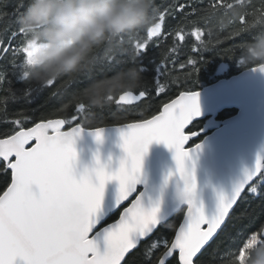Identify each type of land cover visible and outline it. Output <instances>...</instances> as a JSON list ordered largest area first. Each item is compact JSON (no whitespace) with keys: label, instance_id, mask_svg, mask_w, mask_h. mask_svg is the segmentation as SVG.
<instances>
[{"label":"snow or ice","instance_id":"snow-or-ice-1","mask_svg":"<svg viewBox=\"0 0 264 264\" xmlns=\"http://www.w3.org/2000/svg\"><path fill=\"white\" fill-rule=\"evenodd\" d=\"M26 3L27 0H17L11 11L0 14V62L7 59L9 51L12 53L10 60L0 63V264H215L221 253L222 264H233L237 257L236 264H242L246 245L250 241L264 242V158L257 155L254 167L245 169L230 193L219 192L215 211L206 215L203 204L195 199V162L192 167L186 166L191 153L200 148L198 143L185 147L196 135L194 131L186 134L185 129L200 115L199 92L188 87L164 102L161 97L173 87L183 86L174 75L176 58L167 55L157 60V55H148L150 48L161 47L159 42L150 44L153 38L159 41L161 36L170 37L169 52L179 53L187 45V38L195 36L200 44L179 65L181 70L190 69L183 77L184 84L194 81L205 62L203 49L208 47L202 39L204 28L221 16L220 9L225 4L213 0L202 9L192 2L179 4L174 11L173 5H168L161 11L153 0L151 22L122 36L118 49L109 58L75 79L40 86L28 76L27 66L35 63V53L27 34L18 26L17 17ZM259 3L257 8L255 3L240 0L238 21L242 25L257 18L264 20V0ZM186 8L192 10L187 12ZM223 16L236 24L237 20L227 13ZM166 18L174 23L164 32L162 23ZM145 31L147 38H142ZM244 34L252 37L251 30L244 28L237 29L233 36ZM17 37L22 39L14 46ZM242 46H238L240 50ZM129 68L139 73V86L110 97L106 105L99 107L103 112L115 102L126 118L137 117L131 123L118 125L124 156L114 171L107 170L97 156L96 164L77 177L75 137L83 131L85 121L96 115V108L86 106L78 92L94 80ZM252 70L264 72V64L255 63ZM41 99L43 102L38 104ZM53 101L62 104L63 110H75L70 120L46 119L43 115L36 119V113ZM68 124L74 126L62 131ZM89 130L101 141L103 127ZM153 141L163 142L173 150L175 172L168 175L176 176L178 200L187 204L178 227L171 222L173 216L159 215V199L145 207L143 194H137L135 188L142 157ZM113 179L118 181V189L114 202L106 205L105 183ZM129 199L131 203L123 207ZM70 204L77 206L75 214L51 218L50 208L62 210ZM121 207L118 219L100 227ZM229 221L233 230L213 245ZM237 234L247 237L238 253L225 246Z\"/></svg>","mask_w":264,"mask_h":264},{"label":"water","instance_id":"water-1","mask_svg":"<svg viewBox=\"0 0 264 264\" xmlns=\"http://www.w3.org/2000/svg\"><path fill=\"white\" fill-rule=\"evenodd\" d=\"M252 69L253 67L244 69L196 90L199 92L200 115L193 118L190 124L206 117L215 118L224 109L237 110L234 115L223 121H209L203 131H211L197 142L200 148L191 153V160L186 161L188 167H192L193 161L195 162V199L198 204H203L206 215L215 211L219 192L230 193L233 185L243 177L245 169L251 170L254 167L257 155L264 158V72ZM69 127L63 126L62 131H67ZM103 129L99 142L91 131L84 127L80 135L75 137L74 147L77 155L74 172L77 177L85 168L91 169L96 164L97 156L107 170L114 171L119 166V160L124 153L120 147L118 125L105 126ZM197 134L196 132L190 139H195ZM188 142L185 147L190 148L192 145L188 146ZM170 171L175 172L173 150L163 142L153 141L142 157L135 188L137 194H143L142 203L145 207L159 199L161 216H172L181 208H185V211L187 209L186 202L177 199V178L175 175L169 176ZM138 188H141L140 191ZM117 189L118 181H106L103 195L106 205L114 202ZM131 199L124 203L123 207H127ZM107 224L102 223L100 227ZM100 244L102 246V241Z\"/></svg>","mask_w":264,"mask_h":264},{"label":"clouds","instance_id":"clouds-1","mask_svg":"<svg viewBox=\"0 0 264 264\" xmlns=\"http://www.w3.org/2000/svg\"><path fill=\"white\" fill-rule=\"evenodd\" d=\"M152 16L153 0H29L20 23L29 30L38 27L37 36L48 45L35 65L37 82L46 86L61 75L75 76L94 46L146 27ZM238 59L264 64V26L243 43ZM139 84V73L129 68L94 82L79 98L86 106L98 108L110 97L130 92ZM176 196L178 199V191ZM76 210L77 206L70 204L62 210L50 208L49 214L55 220L60 215H73ZM248 262L264 264V249L250 251Z\"/></svg>","mask_w":264,"mask_h":264},{"label":"trees","instance_id":"trees-1","mask_svg":"<svg viewBox=\"0 0 264 264\" xmlns=\"http://www.w3.org/2000/svg\"><path fill=\"white\" fill-rule=\"evenodd\" d=\"M17 0H0V14L3 12L11 11V5L13 3H16ZM194 2L198 7L200 8H207L213 0H155V4L160 7L161 11H164L168 5H173V11L178 8L179 4H189ZM242 3L248 4V3H255L256 7H260L259 0H241ZM216 3L218 4H225V7L220 9L221 16L216 17L214 23L208 24L204 28V35L202 39L205 42H208V47L206 49H203V58L205 59V62L203 63V66L200 67L196 78L194 81L190 82L189 84H184L183 77L186 72L190 71V69H184L181 70L179 68V65L181 63H184L187 58L192 55L191 49L193 47H196L200 44V41L196 39L195 36H189L187 38V45L185 47H182L179 53H172L169 52V49L172 45V40L170 37L161 36L159 41L156 40V38H153L150 44L160 43L161 47L159 49L150 48L148 55L151 57H155L157 55V60L166 59L167 55H171L174 58H176V71L174 72V75L178 76L180 78V84H183V86H175L172 88V91L168 93V95L161 97V99L164 102H168L169 98H175L179 95L181 91H185L188 87H190L193 90H198L203 88L204 86L211 84L215 81H217L220 78L223 77H230L232 75H235L239 73L240 71L253 67V63L251 62H242L238 59L240 56V49L239 45L243 44L244 42L250 40L252 37H250L247 34L239 35V36H233V33L237 31L239 28L244 29H250L251 34L253 32L258 31L260 26H264V20H260L259 18L254 20H249L245 22V24H241L238 20L240 17V0H216ZM29 0H27L26 6L23 9V12L19 14L17 17L18 20V26L19 28L27 34L29 41L35 37H37L40 41L45 42L42 38H39L37 36V33L39 32V28H33L29 30L28 28L24 27L20 23V19L23 16V13L25 9L28 7ZM235 4L237 7H232V5ZM191 8H186L185 11L190 12ZM251 11V9H249ZM264 11V10H262ZM223 13H227L228 16L234 18L237 20L236 24H232L230 19L223 16ZM174 22L171 21L170 18H166V20L162 23V31L167 32L169 30V26L172 25ZM256 25L257 27H253V25ZM3 26V22H0V27ZM143 27H138L136 29L130 30L127 33L122 34L118 38L109 39L105 42H102L100 45L94 46L92 51L88 54V58L84 61V63L81 66L80 71L75 75L71 77H65L64 75H61L57 81L60 83H63L66 80H72L77 78L78 76L91 71L96 65L105 60L106 58H109L111 54H113L117 49L118 45L120 44V38L122 36H128L132 33L136 32L138 29ZM186 32H190L191 29H186ZM211 33V35H209ZM142 38L146 37V31L142 33ZM19 39H22V37H17L15 41H13V45L15 46ZM5 43H7V40L5 39ZM235 49V50H234ZM219 55H226L228 57H220ZM12 58V53L9 51V55L7 59L0 63H6L7 60H10ZM199 58V56L197 57ZM225 64L227 66V70L224 74H217V68L219 65ZM35 65L29 64L27 66V73L29 78L34 81L35 83L41 85L37 82V69L35 68ZM168 67L171 68L172 64L169 62ZM121 72V71H119ZM117 73V72H115ZM114 74V73H113ZM105 76L101 77L97 80L92 81L87 88L92 85L94 82L106 80L107 78H110L113 76ZM149 77H151V73L147 74ZM86 88V89H87ZM85 90L81 89L78 92V96H80V93ZM54 91V89H53ZM47 95V94H46ZM0 99H2V96H0ZM109 101V100H108ZM108 101L104 104L106 105ZM43 99L41 101H38L39 103H42ZM66 102V101H65ZM111 109L106 108L103 112L100 111V108H96V115L94 118L90 120L85 121L84 128L90 129V127H105V126H111V125H119L123 123H129L133 122L134 119L137 117H125V113L120 112L114 105ZM57 108H60L61 110L57 111ZM74 109H68L63 110L62 104H59L56 101H53L50 104L45 105L39 112L36 113V119L38 120L41 115H43L46 119H53V118H62V119H71V115L74 114ZM237 112L235 108H228L224 109L221 112L217 114L215 118L206 117L204 119H199L196 121H193L189 127L186 129V132H197V137L195 139H190L188 142V146H191L197 142H199L206 134H208L211 130L206 129L203 131V128L205 125L211 120L214 121H223L224 119L234 115ZM154 114V113H153ZM74 124H68L66 127L72 126ZM31 126V125H29ZM141 188H138V191H140ZM0 191H2V188H0ZM257 204L259 201L256 202ZM127 205V204H126ZM123 207L119 208L115 213H112L109 215L107 220L103 223V225L115 221L119 217V213L122 210ZM185 208H181L178 212L173 214V218L171 222L178 227L179 223L181 222L183 215H184ZM261 223H264L262 221ZM256 227H259V224H257ZM231 227V221L225 226L224 230L220 233V236L216 238L215 241H213V245H215L222 237H224L229 231H232ZM255 230V229H253ZM247 237L243 234H237L234 236L228 243L225 245L231 252L238 253L239 247L243 245V241ZM212 246H210L211 248ZM253 249L259 250L264 249V242H249L245 247V256L243 259L242 264H249L248 262V256L249 252ZM224 253H221L220 257H217L215 259V264H222ZM238 260V257L234 259L233 264H236V261ZM211 261V258H210Z\"/></svg>","mask_w":264,"mask_h":264},{"label":"rangeland","instance_id":"rangeland-1","mask_svg":"<svg viewBox=\"0 0 264 264\" xmlns=\"http://www.w3.org/2000/svg\"><path fill=\"white\" fill-rule=\"evenodd\" d=\"M30 42H31L33 51L35 53V63L32 64L34 65V64H37L40 54L48 45L46 42L40 41L37 37L31 39ZM226 70H227V66L225 64H221L217 68V74H224Z\"/></svg>","mask_w":264,"mask_h":264}]
</instances>
